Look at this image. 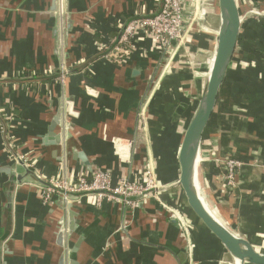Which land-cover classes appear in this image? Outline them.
<instances>
[{"label": "crops", "instance_id": "obj_1", "mask_svg": "<svg viewBox=\"0 0 264 264\" xmlns=\"http://www.w3.org/2000/svg\"><path fill=\"white\" fill-rule=\"evenodd\" d=\"M161 5L162 0H69L73 26L65 35L64 18L51 13L52 0H0L1 264H58L62 251L56 235L63 215L59 195L46 204L35 176L19 183L14 176L25 170L15 163V152L42 180L75 181L102 169L112 174L114 183L123 177L144 182L152 163L160 184L178 180L184 131L216 45L218 6L205 8L211 10L207 23L185 22L190 41L167 67L161 48L143 29L136 31L120 60L102 56L113 49L130 20L152 16ZM254 25L252 42L243 43L245 49L253 46L249 51L256 55H249L255 68L244 95L258 108L249 117L250 129L239 128L247 148L238 144L236 152L249 165L227 194L219 192L222 174L217 165L210 168L202 160L200 172L212 212L264 253V19L254 20ZM64 63L69 71L58 80ZM233 91L232 99L237 97ZM60 106L63 122L71 124L69 151L44 140ZM246 131L253 134L246 137ZM116 139L124 148L122 157L114 148ZM72 149L83 152L89 166ZM216 192L223 200L219 205ZM158 196L179 210L190 228L188 237L153 197L139 198L143 206L130 209L118 201L99 204L94 194H83L74 205L77 227L70 247L81 240L72 259L76 264H234L189 209L180 187Z\"/></svg>", "mask_w": 264, "mask_h": 264}, {"label": "water", "instance_id": "obj_2", "mask_svg": "<svg viewBox=\"0 0 264 264\" xmlns=\"http://www.w3.org/2000/svg\"><path fill=\"white\" fill-rule=\"evenodd\" d=\"M207 1L208 0H190L187 2L184 7L185 22L191 21L192 17L195 16L198 17L200 22L207 23L210 14L205 11V8H212L213 6V4L211 5V3H209L210 0ZM216 3L219 12V27L217 30L216 45L201 97L192 118L184 131L182 144L179 149V178L176 182L170 185L159 184L155 189V192L167 190L175 186L180 187L183 190L185 202L189 209L226 249L229 255L227 260L230 257L241 264H264V253L255 248L249 240L236 233L221 216L216 217L212 215L204 203L205 192L200 172L203 138L216 109L219 92L231 66L237 48L242 23L237 0H216ZM51 13L53 16L57 17V0H52ZM64 20L65 35H68L73 26L69 0H65ZM55 32H57V27H55ZM200 55H203V52H200ZM192 63H194V61H192ZM62 66L66 67V64H61L60 69ZM60 69L59 73L61 71ZM62 117L63 109L60 106L48 127V132L44 140L47 145L58 146L61 148L65 147L68 150L67 143L72 136L70 133L71 124L63 122ZM71 152L74 154L75 158H79L85 165L89 166V160H87V157L83 152L76 151L75 149H72ZM13 158L15 159V163L22 166L25 170L24 175L21 174L20 176H14L19 183L27 175H33L36 177L37 182L41 187L50 185L48 180H42L34 167L30 166L29 163L18 153H13ZM7 172H9L8 169ZM62 193L65 195H60L58 197V202L63 210V215L58 221L56 231L57 244L62 248L58 264H76L71 256H74L79 249L81 239L71 247L69 242L77 227V212L74 209L75 201L84 193L67 191H62ZM146 194L147 193H143L130 198V200L137 201L135 208L138 209V207L143 206V202H139L138 199L144 197ZM168 212H170L172 219L179 227L182 226V223L186 226L185 219H179L177 215L169 209Z\"/></svg>", "mask_w": 264, "mask_h": 264}, {"label": "built area", "instance_id": "obj_3", "mask_svg": "<svg viewBox=\"0 0 264 264\" xmlns=\"http://www.w3.org/2000/svg\"><path fill=\"white\" fill-rule=\"evenodd\" d=\"M189 0H162L160 10L152 16H141L130 20L116 45L109 52L102 54L103 57L120 60L125 53V47L128 46L135 37L136 31L143 29L148 32L154 41L161 48L166 60V65L178 54L181 45L189 43V34L185 27L184 7ZM57 13L60 18H64L65 0H57ZM195 16L192 18L194 19ZM232 64V63H231ZM58 75V80H63L67 69L62 66ZM146 111L143 110V119ZM115 150L122 157L125 152L119 139L113 141ZM124 158V157H123ZM125 159V158H124ZM203 160V157H202ZM218 163H224L222 168V178L227 185H236L238 183L239 169L242 167L240 160L236 158L221 160ZM152 166L147 167L146 180L137 182L129 177L121 178L117 183L113 182L112 174L106 170H96L91 174H82L75 181L68 179H49V186L41 187V198L44 203L48 204L53 200L54 195H65L62 191L94 194L97 202L100 204L104 200L118 201L125 208L133 209L137 205V201L130 198L147 193L145 196L158 199V192L155 189L159 186L152 174ZM229 187V186H228ZM152 192V193H151ZM170 207V206H169ZM173 208V207H170ZM169 209L181 219L178 210ZM182 223V221H181ZM184 228V223H182Z\"/></svg>", "mask_w": 264, "mask_h": 264}, {"label": "rangeland", "instance_id": "obj_4", "mask_svg": "<svg viewBox=\"0 0 264 264\" xmlns=\"http://www.w3.org/2000/svg\"><path fill=\"white\" fill-rule=\"evenodd\" d=\"M209 3H211V5L214 3V7H217L216 0H210ZM239 9L242 16V23L239 34L240 42L238 43L236 48L237 51H235L234 54L235 59L232 62L229 73H227V76L225 78V86L219 96L218 106L216 109L217 112L213 116V120L209 125V129L206 131L203 153V161H208L210 168L217 165L216 167L220 170V174H222V168H224L225 164L220 162L218 163L217 159L229 160L232 158H236L240 160V164L242 165V167L239 169L240 173L238 176L241 175L244 166L249 165L248 160H243L236 157V155L238 154L236 153L237 145H247V140L239 135L241 132L239 128L248 127L250 129L249 122L251 119L249 117L253 116L254 114L252 113L257 112L256 110L258 108V105H256L257 102H254L253 99L248 98V95H244V92L248 93L247 89L250 85V83L248 82L249 79L247 80L246 76H252V69L255 68V66L252 65V60H250L252 59V57H249L251 53L254 56V53L249 51V49L253 48V46L251 47V45L248 43L249 47L245 49L243 43L245 41L252 42L255 27L254 20L264 19V4L262 2L245 0L244 3L239 4ZM194 19L192 18L194 22H198V24L201 23L199 22L200 20L198 19V17H194ZM188 38L190 41V35L188 36ZM255 50L256 48L254 49V51ZM231 91L237 93V97H234L232 99ZM225 92L227 94L226 96ZM246 132V137H248L249 134H253L252 131ZM245 148H247V146ZM151 166L154 179L156 180L157 184H160L157 174V165L155 163H152ZM218 182V189L222 194H227L228 192H230V190H233L238 186V183L236 185H227L223 181L222 177L221 179H218ZM210 184V182L206 183V185ZM216 195L218 198V205L223 203V200L219 197L218 192H216ZM156 200H158L165 209L174 210L173 208H170L168 203L161 197H158V199ZM184 230L186 232V236L188 237L190 235L189 226H184Z\"/></svg>", "mask_w": 264, "mask_h": 264}, {"label": "bare ground", "instance_id": "obj_5", "mask_svg": "<svg viewBox=\"0 0 264 264\" xmlns=\"http://www.w3.org/2000/svg\"><path fill=\"white\" fill-rule=\"evenodd\" d=\"M207 13H209L211 10H205ZM205 12V13H206ZM211 63H212V61H211ZM211 65V64H210ZM210 68V67H209ZM209 68H208V70H209ZM208 70H207V73H208ZM204 203H205V205L207 206V208L209 209V211L211 212V214L212 215H214V216H216L213 212H212V210H211V208L208 206V204H207V202L204 200ZM217 217V216H216ZM234 264H241V263H239L238 261H234Z\"/></svg>", "mask_w": 264, "mask_h": 264}, {"label": "trees", "instance_id": "obj_6", "mask_svg": "<svg viewBox=\"0 0 264 264\" xmlns=\"http://www.w3.org/2000/svg\"><path fill=\"white\" fill-rule=\"evenodd\" d=\"M241 37V36H240ZM240 42V38H239V40H238V43ZM104 52H102V54H103ZM257 55H258V57H261L260 56V53L259 52H257ZM254 56H256L255 54H254ZM230 69V68H229ZM68 71L69 70H67V73H68ZM249 73V72H248ZM249 76V75H248ZM248 76H246V78L248 79ZM224 83H225V81H224ZM220 94V93H219ZM218 98H219V96H218ZM217 106H218V102H217ZM213 115H214V113H213ZM213 115H212V117H213ZM212 119V118H211ZM211 121V120H210ZM210 123V122H209ZM209 125V124H208ZM207 128H208V126H207ZM206 131H207V129H206ZM206 131H205V134H204V138H205V135H206ZM203 138V139H204Z\"/></svg>", "mask_w": 264, "mask_h": 264}]
</instances>
